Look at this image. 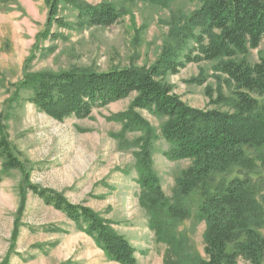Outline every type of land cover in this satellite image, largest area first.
Segmentation results:
<instances>
[{
  "label": "trees",
  "instance_id": "trees-1",
  "mask_svg": "<svg viewBox=\"0 0 264 264\" xmlns=\"http://www.w3.org/2000/svg\"><path fill=\"white\" fill-rule=\"evenodd\" d=\"M168 3L171 0H128ZM62 2L74 6L77 25L110 27L121 13L111 3L91 4L84 0H47L46 38L51 28L68 27L60 15ZM170 37L175 42L166 46L151 66H128L96 71L73 68L59 72H30L24 68L16 83L11 102L22 99L34 104L49 117L91 118L97 108L135 96L129 108L113 116L123 123L125 132L141 136L130 143L137 147L136 168L142 188L141 204L150 214V227L157 239L167 245L165 264H264V194L250 177H234L214 188V174H225L236 165L251 162L245 148H253L264 164V0H202L201 6L184 21L174 20ZM263 48L261 49V47ZM261 49V50H259ZM259 50L256 62L249 60ZM219 95L207 86L206 95L213 102L229 103L232 111L197 108L187 104L169 81L189 64L213 62ZM203 76L188 82L202 85ZM222 87L231 91L225 97ZM26 91V96L21 95ZM147 110L165 119L160 133L170 145V160H190L177 179L176 197L169 199L153 168L154 143L160 138L139 112ZM6 114H1L0 121ZM1 133V132H0ZM123 138V136H121ZM0 157L4 171L17 170L22 177L18 215L24 212L27 191L46 205L63 212L89 234L111 261L139 264L137 250L112 223L90 206L73 203L61 192L32 183L33 167L15 152L4 135L0 136ZM198 193V217L205 221L204 254L189 251L188 240L177 233L180 222L191 217L183 198ZM14 238L19 234L18 220Z\"/></svg>",
  "mask_w": 264,
  "mask_h": 264
},
{
  "label": "rangeland",
  "instance_id": "rangeland-1",
  "mask_svg": "<svg viewBox=\"0 0 264 264\" xmlns=\"http://www.w3.org/2000/svg\"><path fill=\"white\" fill-rule=\"evenodd\" d=\"M100 5L111 3L121 13L110 27L77 25V9L62 2L60 15L68 27L53 26L46 38L47 0H0V136L4 135L15 152L33 167V184L63 193L73 203L90 206L136 248L139 264H165L167 245L150 227V214L141 204L142 188L136 168L137 147L130 145L139 132H125L113 116L126 111L130 98L94 110L91 118L70 117L60 122L41 112L34 104L11 102L16 83L25 67L30 72H59L73 68L108 71L128 66H151L166 46L174 20L184 21L202 0H171L168 3L128 0H84ZM264 46V45H263ZM261 47V49L263 48ZM259 49V50H261ZM252 51L256 62L260 51ZM213 62L189 64L169 81L187 104L197 108L232 111L229 103H216L206 95L212 87L219 95ZM203 76L204 84L188 82ZM225 97L231 91L222 87ZM26 96V91L21 90ZM160 138L154 143L153 168L166 196L176 197L177 179L190 160H170V145L161 136L165 121L147 110L139 111ZM123 136V138H121ZM251 162L234 166L225 174H214L213 188L234 177H250L264 194V164L260 154L246 147ZM22 177L17 170L4 171L0 157V264H119L107 258L95 240L63 212L46 205L27 191L24 212L18 215ZM191 217L179 223L177 233L189 242V251L205 257V221L198 217L202 197L192 193L183 198ZM18 220L19 234L14 238ZM264 235V225L259 227ZM237 264H248L239 259Z\"/></svg>",
  "mask_w": 264,
  "mask_h": 264
}]
</instances>
